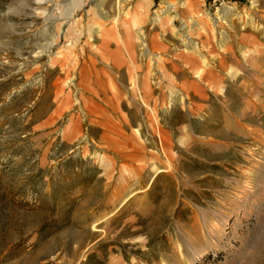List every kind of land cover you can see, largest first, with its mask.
<instances>
[{"label":"rangeland","instance_id":"obj_1","mask_svg":"<svg viewBox=\"0 0 264 264\" xmlns=\"http://www.w3.org/2000/svg\"><path fill=\"white\" fill-rule=\"evenodd\" d=\"M90 2L0 0V264H264V0Z\"/></svg>","mask_w":264,"mask_h":264},{"label":"bare ground","instance_id":"obj_2","mask_svg":"<svg viewBox=\"0 0 264 264\" xmlns=\"http://www.w3.org/2000/svg\"><path fill=\"white\" fill-rule=\"evenodd\" d=\"M127 0H116L115 8H117L118 15L121 12V5L124 4ZM35 5L37 6V15L44 19L46 25L53 24L55 25L53 32L50 33V36L47 38L49 42H46L43 46V50L40 51V54H43L45 50H51L54 46H56L60 39L57 38L58 33L61 32L65 27H67V31L73 35L74 37V45L78 44L81 50H86V45L89 43V34L92 32L93 28L87 27L86 32L85 28H83L80 19L77 21L75 20L78 14L82 13L84 9L88 6V4H93L92 2L88 3V0H34ZM54 3L55 8L51 11H46V7L48 4ZM101 1L95 3L94 6H100ZM42 9H39V8ZM173 7L171 2L165 3L164 7L160 10V13L163 15L168 14V12ZM89 14V10L87 11V16ZM97 17L102 15L101 12L95 13ZM86 39V41L82 42V39ZM81 44V45H79ZM202 48L208 49L211 44L206 40V42L201 43ZM154 48V47H152ZM45 49V50H44ZM77 59V55H74V60ZM60 62L62 63V67L65 68L64 70H68L70 63H72V59L70 57H61ZM76 63V62H74ZM189 67V62H186ZM219 67L223 70L224 65L223 62H218ZM184 68H187L184 66ZM205 76L201 77L199 80H204ZM264 196V184L260 185L259 183H252L249 184L244 188L241 192L240 196L235 198L236 207L233 210L235 214L239 212L242 213L241 216L245 215L247 212L252 210L259 205L260 197ZM229 218L231 216H224L220 217L217 220H213L210 222L206 231L210 237L213 238H221L224 234V230L231 227V230L235 227L236 219L233 220L232 223L229 222ZM193 261V260H192Z\"/></svg>","mask_w":264,"mask_h":264}]
</instances>
